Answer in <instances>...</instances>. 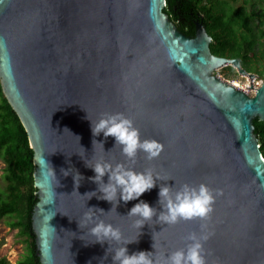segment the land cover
Segmentation results:
<instances>
[{"label": "water", "instance_id": "obj_1", "mask_svg": "<svg viewBox=\"0 0 264 264\" xmlns=\"http://www.w3.org/2000/svg\"><path fill=\"white\" fill-rule=\"evenodd\" d=\"M164 4L0 0V87L33 152L38 264H112L115 249L135 240L129 254L154 244L162 257L184 249L192 233L209 235L206 264H264V159L252 124L264 122V68L251 97L221 80L213 71L226 66L253 75L237 59L211 54L202 23L193 37L183 35ZM116 113L133 121L142 140L163 145L158 158L141 151L129 161L114 138L93 137L91 123ZM101 159L150 170L157 186L111 209L97 199L102 193L85 164ZM161 184L173 191L204 184L220 195L208 220L165 225L153 217L138 229L139 218L127 213L141 200L159 213ZM89 207L103 212L88 220ZM99 221L118 228L121 242L95 243L90 229Z\"/></svg>", "mask_w": 264, "mask_h": 264}, {"label": "trees", "instance_id": "obj_2", "mask_svg": "<svg viewBox=\"0 0 264 264\" xmlns=\"http://www.w3.org/2000/svg\"><path fill=\"white\" fill-rule=\"evenodd\" d=\"M165 0L163 13L185 36H194V25L202 23L211 38L210 52L218 57L238 59L243 68L258 60L255 48L264 41V0ZM259 60L263 62L264 50ZM234 71L231 67H226ZM264 159V122H252ZM33 152L17 115L0 87V162L3 186L0 188V220L17 229L24 242V252L15 264H38L31 226L37 202L33 181ZM0 264H9L0 259Z\"/></svg>", "mask_w": 264, "mask_h": 264}, {"label": "clouds", "instance_id": "obj_3", "mask_svg": "<svg viewBox=\"0 0 264 264\" xmlns=\"http://www.w3.org/2000/svg\"><path fill=\"white\" fill-rule=\"evenodd\" d=\"M91 132L93 137L101 134L106 140L109 137L114 138L115 144L121 147V154L129 161H135L138 152H143L148 160L158 158L163 151V145L154 139H141L139 129L133 121L126 118L122 113L103 114L95 124L91 123ZM92 144H100L103 149V141L93 140ZM104 150V149H103ZM86 167L94 172V177L90 178L102 193L97 199L106 201L112 205V208L118 206L120 202L127 204L130 201L138 200L144 193L157 186L159 177L153 178L152 172L146 170L137 172L133 168L125 167L124 164H111L103 159L97 161L94 165L86 163ZM62 171H64L62 169ZM66 172V171H65ZM55 171L50 169L49 175L54 176ZM80 180L81 175L76 173ZM67 176V175H66ZM107 176V183L104 177ZM76 186L79 183L73 178ZM59 185V182L57 181ZM174 187V186H173ZM173 187L167 184H161L158 191L159 213L157 209L144 201L136 203L127 213V216H135V226L142 229L148 222L156 217L159 223L165 225H175L181 220L189 222L192 220H208L213 211L215 197L220 195L214 192L204 184L193 187L188 184L182 185L178 190L173 191ZM95 192L87 193L94 194ZM91 199V197H90ZM85 218L91 220L93 211L103 212L99 208H88ZM78 227H81L78 224ZM90 234L94 236L95 243L105 244L109 241L120 243L122 240L121 232L111 224H105L103 221L95 223L90 229ZM209 239V235L197 236L190 234L187 240L190 241L184 249L172 252L166 256L157 257L154 251H138L128 253L127 245L135 241H129L115 249L111 257L112 264H206L203 242ZM108 249L105 252L107 254Z\"/></svg>", "mask_w": 264, "mask_h": 264}, {"label": "rangeland", "instance_id": "obj_4", "mask_svg": "<svg viewBox=\"0 0 264 264\" xmlns=\"http://www.w3.org/2000/svg\"><path fill=\"white\" fill-rule=\"evenodd\" d=\"M241 4V0H238L234 7ZM264 50V41L262 42V48L258 50L255 48L256 57L258 60L252 61V65L249 68H245L250 71L253 75L252 79L249 80L247 77L241 76L236 71H230L225 68H220L213 71V74L220 77L221 80L232 84L235 82L239 87L245 90L246 94L251 97L254 91L250 90L251 86L258 85L262 82L261 72L264 67L263 62L259 60L260 52ZM242 90V91H243ZM4 165L0 162V188L3 186L1 179ZM24 252V242L18 235L17 229H13L6 224V220H0V259H5L9 264H15L16 261L21 257Z\"/></svg>", "mask_w": 264, "mask_h": 264}, {"label": "flooded vegetation", "instance_id": "obj_5", "mask_svg": "<svg viewBox=\"0 0 264 264\" xmlns=\"http://www.w3.org/2000/svg\"><path fill=\"white\" fill-rule=\"evenodd\" d=\"M212 54V53H211ZM238 60V59H237ZM226 67H229V66H226ZM226 67H223V68H226ZM241 67V66H240ZM247 68H249L248 66H246ZM242 68V67H241ZM233 69V68H232ZM246 73L248 74H251L250 71L246 70L245 67L242 68ZM228 70V69H227ZM235 70V69H233ZM236 71V70H235ZM237 73V72H236ZM261 75H262V72H261Z\"/></svg>", "mask_w": 264, "mask_h": 264}, {"label": "bare ground", "instance_id": "obj_6", "mask_svg": "<svg viewBox=\"0 0 264 264\" xmlns=\"http://www.w3.org/2000/svg\"><path fill=\"white\" fill-rule=\"evenodd\" d=\"M232 85H233L235 88L240 89V87H239L235 82H233ZM241 89H242V88H241Z\"/></svg>", "mask_w": 264, "mask_h": 264}, {"label": "built area", "instance_id": "obj_7", "mask_svg": "<svg viewBox=\"0 0 264 264\" xmlns=\"http://www.w3.org/2000/svg\"><path fill=\"white\" fill-rule=\"evenodd\" d=\"M259 85H258V83H256V85L255 86H253V88H256V87H258ZM240 89H241V87H240ZM241 90H243V89H241ZM244 92H246L245 90H243ZM253 91V90H252Z\"/></svg>", "mask_w": 264, "mask_h": 264}]
</instances>
